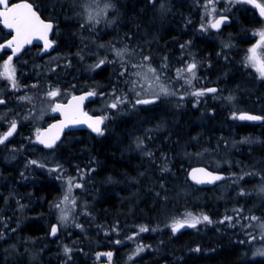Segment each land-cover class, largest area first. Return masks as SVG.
I'll return each instance as SVG.
<instances>
[{
  "label": "trees",
  "instance_id": "16d2710c",
  "mask_svg": "<svg viewBox=\"0 0 264 264\" xmlns=\"http://www.w3.org/2000/svg\"><path fill=\"white\" fill-rule=\"evenodd\" d=\"M26 1L33 4L35 10L44 20L55 24L53 38L56 41V46L53 52L75 59L78 49L81 48L80 45L85 43L83 48H87L88 45L93 48L102 47L108 53L104 57L108 58L109 62L97 70H93L86 61L78 64L72 60L66 68L68 76L65 75L62 78L59 73L47 75L44 78L46 81H44L43 88H53V85L56 84L62 91L69 88L74 92L96 91L95 95L98 97L88 105V108L94 106L100 96L108 99L120 96L121 101L123 99L127 101L125 105H118L121 116L114 119V122L113 120L105 121L103 127L105 137L103 139L92 138L91 144L71 147L73 150L77 149V152L90 154L91 161L101 168L97 177H92L95 181H106L111 184L107 187L101 186L100 192L98 189L95 190L94 193L100 197L89 200L88 220L81 217L83 227L73 232H76V239L83 240L85 244V252L80 264H92L95 259H98L96 257L99 253H111L113 264H264L263 258H250V245L247 244L246 235L248 231L245 228V222L248 220L246 218L247 210L249 207L255 206V202L258 203V198L253 194L242 197L236 192L239 189L236 184L224 195L218 191L219 187L231 183L232 168L223 167L216 170L225 173L227 179L222 184L210 189L197 188L188 179L190 168L198 165L196 161L188 159V156L190 155L192 158L194 154L202 151L224 155V158L228 159L230 163H237L239 167L233 168L236 172L234 175L238 176L240 167L244 168L254 164L257 165V169L262 168V172H264V120L259 124L241 122L238 120L239 113L237 116L232 114V105L228 100L225 98L214 99V96L209 94H206L204 99L201 98L193 103L190 99H184L180 100L178 104L173 103V105L164 101L143 106L137 103L131 105L134 100L132 98L134 86L129 82L132 64L127 63H148L159 66V70L166 68L168 71L176 69L177 66L183 68L195 64L199 75L204 76L202 77L206 85L213 84L219 88L218 94L225 86L238 92L240 100L237 102L240 107L237 110L241 109L240 112H249L264 118V78L259 77L256 80L246 73L251 68L248 66V47L255 42L251 30L264 23L256 11L249 5L242 4L231 15L230 26L224 27L220 31L210 29L208 36L205 31L201 30L203 25L201 13L205 6V0ZM162 1L166 2L162 5L163 8L169 11L164 14V18L168 16L170 22L168 21L166 25L161 24L165 25L162 31L161 29L150 30L149 24H154L161 16L157 17L152 12L156 5L153 3ZM92 4H98L107 9L103 12L106 13L101 15L93 12L86 13V8ZM143 30L149 31V41L157 39L156 47L147 51L145 49V53L142 54L139 61H131L130 58L113 59V50L134 48V42L138 40ZM228 42L233 43L234 47L227 48ZM146 52L148 53L146 54ZM260 55L262 65H264V48ZM146 57L147 59H145ZM164 63L167 64L163 65ZM21 74L16 87L22 91L19 93L21 95L11 93L6 96L7 101L10 96L23 97V90L28 87L30 82H33V78L25 79L24 72ZM217 74L223 78L216 79ZM71 75H74L75 79H71ZM36 88L32 89V92H36L37 97H41L42 95L39 93L41 90ZM161 125L164 126L161 131L149 133L147 143L137 142L136 149L130 154L125 146L126 143L122 144V140L119 139L122 134L130 133L132 137L142 141L145 129ZM114 128L119 131L113 138L114 133L109 130ZM245 136L251 140L252 144L231 146L232 142ZM138 144L141 146L138 147ZM39 150L42 151L40 148ZM63 157L68 158L69 162L75 160L73 156L68 157L67 152ZM0 164V168L4 169L6 164L1 161ZM200 165L214 170L213 166ZM7 170L11 169L7 167ZM10 176L14 175L10 173ZM44 179L46 180L39 178L38 181L20 182L19 186L22 188L20 198L17 197L18 193L14 189L10 190L8 195H3L0 189V210L7 206H9L8 209H11L16 204L17 198L21 200L20 205L24 209L26 208L21 213H14L17 217L12 216L16 222L18 221L17 225H20L13 234L10 228L2 229L3 224L14 223L5 221L10 214L9 211H6L7 216H0V264H19V262L11 260L14 257V251L6 252L3 249L5 246H21L20 241L37 237L50 240L48 232L50 221H46L44 217L40 218L37 212H33L44 208L47 199L58 193L56 182L47 177ZM11 180L15 182V178H11ZM257 181L260 180L257 179ZM250 183H253V180L242 181L241 185L250 188ZM121 184L123 187H120ZM105 194L108 196L104 197ZM101 195H103L102 198ZM261 206L264 209V201ZM251 210H254L257 216H264V212L258 206L257 209H250L249 212ZM188 211L207 216L211 223L207 222L190 230L173 233L167 225L171 218ZM233 214L236 216L228 218ZM141 227L147 228L148 231L141 232ZM68 233L71 232H63V235ZM132 233L135 235L134 238H130ZM71 238H75V236H71ZM142 243L146 245V250L139 255H134L135 246L138 247ZM3 250L5 252H2ZM32 251L36 257V263L33 264L51 263L48 260H41V256L35 249ZM86 254L88 255L86 256ZM5 257L11 258L6 261ZM58 263L60 262H55V264Z\"/></svg>",
  "mask_w": 264,
  "mask_h": 264
},
{
  "label": "rangeland",
  "instance_id": "374dc122",
  "mask_svg": "<svg viewBox=\"0 0 264 264\" xmlns=\"http://www.w3.org/2000/svg\"><path fill=\"white\" fill-rule=\"evenodd\" d=\"M256 2L264 5V0H256ZM204 3L205 6H203V12L201 13V18L203 21L201 30L205 31V33L208 36L210 35V29H214L210 27V25L214 23L217 17L223 14L224 15L234 14V10L236 8H240L242 4H247L250 7H252L256 11L257 15L260 18H262L264 21V17L260 15L259 9H257L250 3L242 2V0H205ZM153 4L156 5L154 6L155 8L152 9V12L155 13L157 17H159V15L161 16L157 19V21L154 24L152 25L149 24V28L150 30L161 29L162 31L166 23L168 21L170 22L168 16L164 18V14L169 13V11L166 8H163L162 6L166 4L165 1H162L161 3L154 2ZM213 9H215V11H213ZM106 10L107 9H104L98 4H92L90 7H87L85 11L86 13L93 12L95 14L101 15L104 14L103 12ZM161 24H165V25L162 26ZM261 32H264V23L262 26L256 27L251 30V34L253 36V39H255V42L248 47V54H249L248 66L251 68L246 73H248V76H251L256 80L257 78L261 77L260 69L262 66V60L260 53L264 48V44H262L261 42L262 41V38L260 36ZM148 34L149 31L147 32L143 31L140 34L138 40H135L133 45L134 48L128 47L126 49L113 50L112 52L113 59L119 60L123 58H128V59L130 58L129 60L131 61L132 60L139 61L142 57V54L145 53V49L147 51L150 50L152 47L157 46L156 45L157 39L155 41H149ZM84 45L85 43L80 45L81 48L78 49V53L76 54L74 59L79 64H82V62L86 61L88 62V65L92 67L93 70H97L99 67L104 66L105 63L109 61L108 58L104 57L107 56L106 54H108L105 48L102 47L93 48L90 47L89 45L87 48H83ZM226 47L230 48V47H234V45L233 43L228 42ZM253 48L256 49L255 60L250 59V57H252V53L250 50ZM118 52H120L122 55L118 56L117 55ZM147 53L148 52H146V54ZM11 57H12L11 64L15 68V74L16 71L20 74L17 75V77L15 78L16 84L18 85V81L20 80V77L22 75L21 72L22 73L24 72L25 79L33 78V82H30V84H28V87L25 88V90H23L24 94L22 97L19 96L21 95L19 93L20 92L22 93L20 89L13 88L11 82L8 79L4 78L3 76H0L1 78L0 100L7 99L6 96H8L11 93H15L16 95L19 94L18 95L19 97L10 96L8 98V103H6L3 106L2 105L0 106V135L4 134L5 131L9 129L12 121L20 123L21 127L26 128L20 130V133L16 136L17 138L14 139L13 143L0 145V161L4 162L8 166L16 164L23 169V170L21 169V172L18 174L20 178L15 179V182H13L10 179V173L7 170V166L5 165L4 169L0 168V185L3 184L2 186H0L1 192L3 195L5 194L8 195L9 190L14 189L18 193L17 197L20 198L21 197L20 191L22 189L19 186L20 182L22 183V182L32 181V177H33V181H38L39 178L46 180L44 178L47 177L53 180L54 182H56L59 189L58 193L56 195H52L50 198L47 199L46 206L44 208H39L37 210H34L33 212H37L40 215V218L44 217L45 219H47L46 221L48 220L50 221V224L48 226L49 234H51V229L53 226L57 228V232L54 235V239L57 241L59 239V241L61 242L60 243L58 241L61 244V248L60 250L58 249V252H61V254L66 255L64 249L67 247L70 248L71 251L77 253V256H78V252L81 251L80 254L82 256L84 255V252L82 251L81 248L84 243L76 239L77 235L75 233L74 234L68 233L67 236L64 235L65 237L64 236L61 237L60 233L62 234L63 232H66L67 229L70 228V226L72 225L73 227H78V229L83 227L81 221L83 219L88 220L87 217L89 216V213H87L88 210L87 206H89L88 201L90 199H95L100 197V196H96V193H94L95 189L96 190L98 189V191L100 192L101 186H108L109 183L100 180L94 181L92 177H97V174L101 171V168L95 162L91 161L90 154L81 151L77 152V149L73 150L71 148L77 145L81 147V144L82 145L91 144L89 143L92 142V138L90 136L84 135V136H77V137H71L65 139L61 144L57 146V148L54 151H48V152L39 146V139H38L41 129L44 127V125H46L49 122V118L53 117L54 115V100L51 99L49 93L58 90L59 92L58 101H64L73 92V90H71L70 88L64 89L62 91L59 89V87L56 84L53 85V88L52 87L43 88L42 86L44 85V81H46L44 78L47 75L49 76L50 74H57V73H59V76L63 78L65 75H67L68 70L66 68L72 62V58H70L68 55L56 53L53 51L50 53H46L42 48L28 49L22 52L19 58L14 56V54H12ZM65 57L68 58L66 59ZM6 61H8V58L3 63H1L0 73L4 72L3 65ZM101 61H103V63H100ZM127 63L132 64L130 67L132 68V71L129 75V82L131 83L132 86H134L132 93H134L133 95L135 101L133 100L131 102V105L133 103L136 104L137 101L139 100H150L154 102L164 101L165 103H170L173 105V103L176 102H177L176 104H178L180 100L182 101L184 99H190L191 103H193V102H197L201 98L202 99L205 98L206 96V93L204 92L205 88L214 86L213 84L206 85L205 80L203 78L204 76L202 75L203 76L202 77L199 75L200 73L196 67L193 70L195 73L193 77V73L187 71L188 66L183 68L182 66H177L176 69L174 68L171 71H168L166 68L159 70L158 68L159 66L148 63H143V64L142 63L137 64V62H127ZM165 64L167 63H164L163 65ZM149 69H154V71H149ZM43 75L45 76L43 77ZM72 76H70V78L74 79ZM39 78L42 79L38 80ZM215 78L222 79L223 77L217 74ZM36 87H38L41 90L39 92L42 95L41 97H37V95L35 94L36 92L35 93L32 92V89H37ZM161 88L167 89V94L162 92ZM95 92L96 91H93L94 94H96ZM195 92H204V95L196 96L193 94ZM212 96H214L213 97L214 99L225 98L226 100H228L229 104L232 105V114L234 113L235 116H237V114L240 113L241 109L237 110L240 107V104L237 102L238 100H240V95L238 94V92H235L230 88H228L227 86H225L221 88L219 94ZM96 97L98 96L95 95V98ZM119 97L120 96L111 97L108 99L104 96H100V99L96 102V104H94V106H92L89 109L91 112H97L98 114H101L104 117L105 121L113 120L114 122L115 121L114 119H116L121 115V111L119 110L118 105H125V102H127L124 99L121 101ZM117 101H119L117 107L112 108L110 105L116 103ZM137 104L141 106L144 105V104L142 105L141 103H137ZM18 117H21V119L20 118L18 119ZM16 118L18 121H16ZM163 127L164 126L162 125L156 127H150L145 129L143 133L147 135L151 132H159L162 130ZM127 134L125 133L122 134L121 137H119V139L124 140V143H126L125 146L127 147L130 153L136 148L135 144L137 142H144V141L132 137L131 140L127 139L126 142L125 138H127ZM249 140L250 139L245 136L237 141L232 142L231 146L236 147L238 144L244 146H246L247 144L248 145L252 144L251 140L250 141ZM140 146L141 144H138V147ZM39 148L42 149V151L39 150ZM69 149H72L73 151ZM65 152H67L68 157L73 156L75 160L69 162L68 158L66 159L65 157H63ZM188 159H190L191 161H196L198 164L200 163V164H207L209 166H213L214 170H219L222 167L232 168L230 174V179L232 180L231 183L229 185L221 186L218 189L221 195H224L226 192L230 191L236 184L239 186V189L236 192L239 195H242V197H247L248 195L253 194L256 198H258V203L255 202V206H253L252 208L249 207L247 210L248 213L246 214V218L248 220L245 222L246 223L245 228L248 231L246 235L248 238L247 244L250 245L249 246L250 258L264 259V255L258 254L259 252L264 251V216H257L254 210H251V212H249L250 209H257V206L260 207L261 210L264 212V209L261 206V204L264 201V190H262L264 189V177H263L264 172H262V168L260 171V169H257V165L255 166L254 164V165H248L243 169V166L241 165L242 167L239 168V173L237 176L234 175L236 174V172L234 171L235 169L233 168L239 167V165L237 163H232V162L230 163L228 159L224 158V155L217 153L213 154V152H209V151H202L194 154L192 158H190L189 155ZM33 161H35V163H32ZM242 171L244 173H242ZM257 179L260 181H257ZM246 180H253V183H250L251 184L250 188L243 187L241 185L242 181H246ZM77 185H79V187H77ZM120 186L123 187L122 184ZM65 196L68 197L67 201H65ZM107 196L108 194L104 195V197ZM102 197L103 195H101V198ZM19 198H17L16 204L13 205L11 209L5 207L6 209L3 208L2 210H0V216L3 214L7 216L6 211H9L10 214L7 216V219L5 221H11L12 223L13 222L14 223L10 224L11 226L3 224L2 229L10 228L12 234L20 226L17 225L18 221L17 222L14 221V218L12 216L14 215L15 217H17V215H15L14 213L17 212L18 214L26 209V208L24 209L20 205L21 200ZM50 202L52 205L50 204ZM57 205H59V207H57ZM188 214H191L192 217H197L201 219L204 216L199 213L196 214L195 212L194 213L189 211L182 212V214L171 218V220L169 221L170 224L169 228L172 229L171 225L174 222L183 221L187 219ZM235 216L236 214H233L232 216H228V218H232ZM61 217H65V219L62 220ZM81 217L84 218L81 219ZM205 223L207 222H201L197 224L196 227L204 225ZM58 228L60 231L58 230ZM57 233L59 234V236H57L58 235ZM74 235L75 238H71V236ZM131 237L133 238L135 237L134 233L130 235V238ZM20 242H21V246L20 245L16 247L5 246L3 248L4 250L6 249L5 250L6 252H9L11 250L14 251L15 253L14 257H12L11 260H15V262L28 261L31 264L36 263L35 261L36 257L34 255V251H32L33 249H35V251H38L39 255L40 256L42 255L41 256L42 258L43 257L47 258L48 255L49 256L53 255L54 248H50L52 247V245L49 244L47 240L39 239V237H37ZM58 242L55 243V245L59 247ZM23 247L24 250H27V252L21 250V248ZM136 247L137 246H135L134 255H139L140 253L144 252L147 248L144 243H142L140 246L138 245L137 248ZM139 249H143V250L138 251ZM68 257L70 259V256ZM5 258L7 259V257ZM96 258L98 259L105 258L107 260L109 259L106 253H99L97 254ZM7 260H9V258Z\"/></svg>",
  "mask_w": 264,
  "mask_h": 264
},
{
  "label": "snow or ice",
  "instance_id": "6c2138e0",
  "mask_svg": "<svg viewBox=\"0 0 264 264\" xmlns=\"http://www.w3.org/2000/svg\"><path fill=\"white\" fill-rule=\"evenodd\" d=\"M244 3H250L257 9H259L260 15L264 17V5L257 3L256 0H242ZM0 6H3V11H0V18L3 20V24L6 28L13 29L16 33L15 37L13 38L12 41H10L7 45H0V49L4 47L12 48L13 54L19 50V48L24 44V43H31L32 39H42L45 42V50H47L48 47H50V42L47 39V34L48 31L52 29V24L51 23H45L43 20L40 19V17L37 15L36 11L33 10V7L29 3H24V4H16L15 6H9V0H0ZM215 11V9H213ZM223 22V20H216L214 23L210 25L212 28H219L220 24ZM260 36L262 38V44H264V32L260 33ZM15 44V47L13 45ZM252 53V57L250 59L255 60V52L256 49L253 48L250 50ZM118 56L122 55L120 52L117 53ZM147 59V57L145 58ZM12 57L9 56L8 61H6L3 65L4 72L0 73V76H3L4 78L8 79L13 88L17 87L16 84V79H15V68L11 64ZM100 63H103L101 61ZM99 66V65H97ZM196 65L191 64L188 66L187 71L193 73V77L195 75L194 69ZM149 71H154V69H149ZM261 78H264V65L261 66ZM161 91L167 94V89L161 88ZM207 91L209 92H215L216 89H208ZM59 94L58 90L52 91L49 93L50 96L55 97ZM196 96H201L204 95V92H195L193 93ZM89 96L94 95V93H88ZM85 97H73V100H78V101H83ZM4 103L3 100H0V104ZM119 101L116 103L111 104L110 106L112 108H116L117 104ZM137 103L141 104H148L152 103L150 100H139ZM60 106H57V109L54 110H59ZM66 119L71 120L72 122L75 123H82V122H88L89 127L92 128L94 132H96L99 135H103V132L101 128L99 127L100 124L103 123L104 118H97L93 120L91 117H87V120H79L77 119L74 115H71L69 113H65ZM241 120H260L262 117L259 116H248V115H241L239 117ZM16 131V122L12 121L9 127V130L0 135V144H3L6 140H8L9 137L13 135V133ZM39 139V137H38ZM40 143H44L46 147H52L53 144L52 142H45L44 140H40ZM32 163H35L33 161ZM197 171L203 172V169H199ZM205 175L209 176L210 179L207 182H212L214 180H218L221 177L219 176H212L211 173H205ZM195 178V176H194ZM197 182H204V181H197ZM79 187V185H77ZM264 190V189H262ZM68 197L65 196V201H67ZM59 207V205H57ZM61 219H65V217H61ZM201 222H209V218L207 216H203L201 218L197 217H192L191 214H188V218L183 220V221H176L171 225L172 232L176 233L179 231L181 228H184L185 226L187 227H192L195 228L197 224ZM141 232L148 231L147 228L141 227L140 228ZM57 232V228L55 226L52 227L51 233L52 235H55ZM119 243V241H117ZM143 249H139L138 251H142ZM65 254L68 255L71 252V249L65 248L64 249ZM259 255H264V251L259 252ZM108 257L111 258V253H107Z\"/></svg>",
  "mask_w": 264,
  "mask_h": 264
},
{
  "label": "water",
  "instance_id": "95a60500",
  "mask_svg": "<svg viewBox=\"0 0 264 264\" xmlns=\"http://www.w3.org/2000/svg\"><path fill=\"white\" fill-rule=\"evenodd\" d=\"M10 1L11 0H9V2ZM24 3L31 4L30 2H28L26 0H21V1H18L16 3L12 4L11 6H15L16 4H24ZM31 5L33 7V10L36 11L33 4H31ZM3 10H4L3 6H0V11H3ZM36 13L40 17L41 20H43L45 23H51L53 26L52 29L49 30L48 34H47V39L50 42L51 46L48 47L47 50H45L44 40L33 38L31 43H24L19 48V50L17 52H24L28 48H32V47L42 48L47 53L54 50L55 43L53 41V35H54L55 25L51 21L44 20L37 11H36ZM216 20H223V22L220 24L219 28H215L216 30H221L223 27L229 26L232 22L231 17L228 15L220 16ZM0 25L6 33L11 34V39L8 42L3 44V45H7L10 41L13 40L16 33L13 29H9V28H6L4 26L2 18H0ZM13 47H15V44L13 45ZM3 50H12V48L4 47V48L0 49V51H3ZM208 89H216V91L215 92H209V91H207ZM218 91H219V89L217 86L207 87L204 90V92L206 94H209V95H216L218 93ZM90 92L91 91H84V92H81L79 94H76V95L70 97L66 102H56L55 103V105H54L55 109H57L58 105L60 106L59 110H55V115H56L57 119L55 121L51 122L49 125L45 126L40 131V133H39V145L41 146V148L46 149V150H51L56 145L61 143L65 134L70 133L72 131H87V132H91L92 134H94L96 136L99 135L96 132H94L91 127H89V123H91V121L82 122V123H75V122H72L71 120L66 119V115H65V113L67 112L71 115H74L79 120H87V117H91L93 120H95L97 118H102L101 115H91L89 112L86 111L87 104L91 103L94 100V95H91V96L88 95V93H90ZM73 97H85V99L81 102L78 100H73ZM52 98L54 99V98H56V96L52 97ZM2 104H4V103H2ZM148 104H150V103H148ZM145 105H147V104H145ZM241 115L262 117L260 115L249 113V112H241L238 114V119ZM239 120L241 122H245V123L259 124L264 120V118L262 117V119H260V120H241V119H239ZM103 123L99 125L101 130L103 128ZM18 127H19V125L16 123V131L4 143H7L9 140H11L17 134ZM40 140H44L46 143L52 142L53 146L52 147H46L44 143H40ZM199 169H203V172L197 171ZM205 173H211L212 176H219L221 178L218 180H214L212 182H207L210 179V177L205 175ZM194 176H195V178H194ZM226 178H227L226 174H224L222 172L210 170L209 168H207L203 165H195V166L191 167V169L189 170V173H188L189 182L193 186H195L197 188H202V189L213 188L216 185L223 183L226 180ZM198 180L204 181V182H197ZM190 229H193V228L185 226L184 228H181L177 232H183V231L190 230ZM51 237H54V235L51 234ZM99 264H111V263H99Z\"/></svg>",
  "mask_w": 264,
  "mask_h": 264
},
{
  "label": "flooded vegetation",
  "instance_id": "af4514ba",
  "mask_svg": "<svg viewBox=\"0 0 264 264\" xmlns=\"http://www.w3.org/2000/svg\"><path fill=\"white\" fill-rule=\"evenodd\" d=\"M19 0H11L10 2H9V6H11L12 4H14V3H16V2H18ZM231 25V24H230ZM229 25V26H230ZM11 39V34H8V33H6L3 29H2V27H1V25H0V45H3L4 43H6V42H8L9 40ZM13 54V51L12 50H3V51H0V65H1V63H3L7 58H9V56H11ZM22 54V52H15V54H14V56H16L17 58H19L20 57V55ZM17 75H20L17 71H16V74H15V78L17 77ZM1 79V78H0ZM80 92H82V91H78V92H72V94L67 98V99H65L64 101H59V102H66L71 96H73V95H76V94H78V93H80ZM3 101H4V104H1L2 106L3 105H5L6 103H8V101L6 100V99H2ZM54 100V104L56 103V102H58V98L57 99H53ZM154 101H152V103H153ZM0 105V106H1ZM88 105H90V104H87V106H86V111L87 112H89L91 115H94L95 113H92L91 111H90V109L88 108ZM57 119V117L55 116V112H54V115H53V117H51V118H49V122L47 123V124H50L51 122H53V121H55ZM17 123V122H16ZM19 125V127H18V132H17V134L11 139V140H9L7 143H4V144H0V145H6V144H11V143H13V141H14V139L15 138H17L16 136L20 133V130H22V129H24L25 127H21V125L20 124H18ZM9 130V129H8ZM8 130H6L5 131V133L8 131ZM111 132H113L114 134H113V138L116 136V132H118L119 130H117L116 128H114V129H111L110 130ZM79 132V133H78ZM84 132V133H83ZM102 132H103V135H94V134H92L91 132H87V131H72V132H70V133H67V134H65L64 135V137H63V139H62V141H61V143L65 140V139H68V138H71V137H77V136H83V135H87V136H90L91 138H97V139H99V140H101V139H103L105 136H104V129H102ZM77 133V134H76ZM82 133V134H81ZM73 134H76V135H73ZM145 134L143 133V136H144ZM148 135L149 134H147V135H145L143 138H142V141H144V142H146L147 143V141H148V139H149V137H148ZM127 138H128V140L130 139L131 140V138H132V136L130 135V133L129 134H127ZM127 138H125L126 139V142H127ZM122 139V138H121ZM138 139V138H137ZM123 141V143H124V140H122ZM143 142V143H144ZM60 143V144H61ZM146 143H144V144H146ZM59 145V144H58ZM57 145V146H58ZM57 146H55L53 149H51V150H48V151H54L56 148H57ZM45 151H47V150H45ZM47 151V152H48ZM14 165V166H13ZM13 165H7V167L9 168V169H11L10 171H9V173H12L14 176H10V179L11 178H15V179H19L20 178V176L18 175V173H20L21 172V169L22 168H20V166H18V165H16V164H13ZM20 172H19V171ZM78 227H73V225L70 227V228H68L67 229V231L66 232H70L71 231V234H74L73 232L77 229ZM72 229H74V230H72ZM58 230H59V228H58ZM60 231V230H59ZM77 231V230H76ZM52 234V233H51ZM51 234H50V236H49V239L50 240H48L47 242L49 243V244H51L52 245V248H54V252H53V255H50V256H48L47 258L46 257H41V260H48V261H51V263L50 264H55V262H60V263H58V264H80V261H81V259L83 258V256L84 255H82L81 256V254H80V251L78 252V256H77V253H75L74 251H71L70 253H69V255H64V254H61V252H58V249L60 250V248H61V245L58 247V246H56L55 245V243H57V240H55L53 237H51ZM58 234V233H57ZM60 235L61 236H64L63 234H61L60 233ZM57 236H59V234L57 235ZM65 236H67V235H65ZM75 236V235H74ZM79 241H82L83 242V240H79ZM53 243V244H52ZM84 243V242H83ZM84 246H82V251L84 252V250H85V244H83ZM24 248V247H23ZM23 248H21V250L22 251H25V252H27V250H24ZM51 248V247H50ZM70 249V248H69ZM57 251V252H56ZM68 256H70V259H69V257ZM50 257V258H49ZM27 263H30V262H28V261H20L19 262V264H27ZM99 263H111V264H113V262L111 261V258H109L108 260L107 259H105V258H99L98 260L97 259H95L93 262H92V264H99ZM31 264V263H30Z\"/></svg>",
  "mask_w": 264,
  "mask_h": 264
},
{
  "label": "bare ground",
  "instance_id": "6f19581e",
  "mask_svg": "<svg viewBox=\"0 0 264 264\" xmlns=\"http://www.w3.org/2000/svg\"><path fill=\"white\" fill-rule=\"evenodd\" d=\"M115 1V0H114ZM192 1V0H191ZM71 2V1H70ZM119 2V1H118ZM203 2V1H202ZM121 3V2H120ZM124 3V2H123ZM122 3V4H123ZM191 3V2H190ZM179 4V3H178ZM120 5V4H119ZM194 5V4H193ZM177 6V5H176ZM180 6V5H179ZM123 9V8H122ZM191 9V8H190ZM48 10V9H47ZM205 10V9H204ZM199 11V10H198ZM81 12V11H80ZM79 13V12H78ZM108 13V12H107ZM198 13V12H197ZM205 13V12H204ZM105 14V13H104ZM78 15V14H77ZM224 15V14H223ZM226 15V14H225ZM160 16V15H159ZM205 16V15H204ZM231 16V15H230ZM69 17V16H68ZM71 19V18H70ZM121 19V18H120ZM65 20V19H64ZM118 21V20H117ZM129 21V20H128ZM129 24V23H128ZM122 26V25H121ZM154 26V25H153ZM172 26V25H171ZM129 27V26H128ZM143 27V26H142ZM257 27V26H256ZM178 29V28H177ZM131 31V30H130ZM143 31H145V30H143ZM240 31V30H239ZM136 32V31H135ZM246 32V31H245ZM247 32H249L248 30H247ZM174 33V32H173ZM243 33H244V31H243ZM149 35V34H148ZM239 35V34H238ZM169 36V35H168ZM232 36H234V35H232ZM148 37V36H147ZM190 38V37H189ZM240 38V37H239ZM243 38V37H242ZM242 38H240V39H242ZM244 38H246V37H244ZM188 39V38H187ZM186 39V40H187ZM249 39V38H248ZM99 40V39H98ZM102 40V39H101ZM114 41V40H113ZM116 41V40H115ZM184 42V41H183ZM139 43V42H138ZM183 44V43H182ZM145 45V44H144ZM148 45V44H147ZM142 46V45H141ZM220 46V45H219ZM167 47V46H166ZM97 48H99V47H97ZM163 48H165V47H163ZM198 48V47H197ZM92 49V48H91ZM101 49V48H100ZM199 49V48H198ZM104 50V49H103ZM91 51V50H90ZM94 51V50H93ZM110 51V50H109ZM197 51V50H196ZM95 52V51H94ZM100 54V53H99ZM198 54V53H197ZM214 54V53H213ZM88 56H89V54H88ZM66 59L68 58V57H65ZM194 58H196V57H194ZM170 59V58H169ZM193 59V58H192ZM72 60H74V59H72ZM107 60V59H106ZM193 61H194V59H193ZM109 62V61H108ZM191 62V61H190ZM195 62H196V60H195ZM208 62H209V60H208ZM58 64V63H57ZM79 64V63H78ZM96 64V63H95ZM94 65V64H93ZM102 65V64H101ZM67 66V65H66ZM69 66V65H68ZM106 66V65H105ZM114 66V65H113ZM202 66V65H201ZM110 67V66H109ZM40 68V67H39ZM39 68H38V70H39ZM42 68V67H41ZM100 68V67H99ZM208 70V69H207ZM209 71V70H208ZM228 71V70H227ZM46 72V71H45ZM33 73H35V72H33ZM64 73V72H63ZM211 73V72H210ZM217 73V72H216ZM233 74H235V73H233ZM232 74V75H233ZM42 75V74H41ZM208 75V74H207ZM40 76V75H39ZM45 75H43V77H44ZM68 76V75H67ZM72 76V75H71ZM74 76V75H73ZM72 76V77H73ZM111 76V75H110ZM209 76V75H208ZM230 76H231V74H230ZM239 76V75H238ZM227 77V76H226ZM77 78V77H76ZM72 79V78H71ZM75 79V78H74ZM205 79H207V78H205ZM224 80V79H223ZM222 80V81H223ZM70 81V80H69ZM75 81V80H74ZM237 81V80H236ZM215 82V81H214ZM213 83V82H212ZM227 83V82H226ZM245 83H248V82H245ZM252 83V82H251ZM234 84V83H233ZM243 84V83H242ZM107 87V86H106ZM231 88V87H230ZM105 90V89H104ZM230 91V90H229ZM250 93H252V92H250ZM256 93V92H255ZM243 94H245V93H243ZM121 98V97H120ZM132 98H134V96L132 97ZM144 98V97H143ZM254 98V97H253ZM252 98V99H253ZM248 99V98H247ZM237 100V99H236ZM250 100V99H249ZM131 101V100H130ZM177 103V102H176ZM248 103V102H247ZM143 105V104H142ZM171 105V104H170ZM135 106V105H134ZM132 111V110H131ZM173 111V110H172ZM136 112H137V110H136ZM97 113V112H96ZM171 113V112H170ZM175 113V112H174ZM198 114V113H197ZM122 115V114H121ZM120 115V116H121ZM171 115V114H170ZM183 115V114H182ZM196 115V114H195ZM128 117V116H127ZM13 118V117H12ZM21 119V117H18V119ZM185 118V117H184ZM192 119V118H191ZM190 119V120H191ZM162 120V119H161ZM160 120V121H161ZM16 121H18L17 120V118H16ZM119 121V120H118ZM130 121V120H129ZM168 121V120H167ZM11 122V121H10ZM7 124V123H6ZM18 124H20V123H18ZM25 124V123H24ZM116 124V123H115ZM178 124V123H177ZM166 125V124H165ZM187 125H188V123H187ZM200 125V124H199ZM32 127V126H31ZM26 129V128H25ZM152 129V128H151ZM184 130V129H183ZM19 131V130H18ZM17 131V132H18ZM110 131V130H109ZM166 131V130H165ZM164 132V131H163ZM79 133V132H78ZM77 134V133H76ZM76 134H73V135H76ZM82 134V133H81ZM165 134V133H164ZM192 134V133H191ZM250 135V134H249ZM84 136V135H83ZM85 136H87V135H85ZM161 137V136H160ZM181 137V136H180ZM86 138V137H85ZM84 138V139H85ZM248 138V137H247ZM83 139V138H82ZM87 139V138H86ZM128 139V138H127ZM199 139V138H198ZM239 139V138H238ZM126 140V139H125ZM95 141V140H94ZM196 141V140H195ZM163 142V141H162ZM89 143H91V142H89ZM122 144H123V142H122ZM82 145V144H81ZM248 145V144H247ZM96 146V145H95ZM112 146V145H111ZM114 146V145H113ZM187 146H189V145H187ZM186 146V147H187ZM76 147V146H75ZM151 147H152V145H151ZM174 147V146H173ZM176 147V146H175ZM252 147V146H251ZM131 149V148H130ZM136 149V148H135ZM134 149V150H135ZM202 149V148H201ZM133 150V151H134ZM139 150V149H138ZM141 150V149H140ZM193 150V149H192ZM73 151V150H72ZM101 151V150H100ZM232 151V150H231ZM159 152V151H158ZM233 152V151H232ZM151 153V152H150ZM130 154V153H129ZM117 155V154H116ZM126 155V154H125ZM127 155H128V153H127ZM134 155H136V154H134ZM189 155V154H188ZM248 155V154H247ZM262 155V154H261ZM78 156V155H77ZM130 156V155H129ZM146 156V155H145ZM182 156V155H181ZM114 157V156H113ZM153 157V156H152ZM2 158V157H1ZM122 158V157H121ZM156 158V157H155ZM158 159V158H157ZM130 160V159H129ZM186 160V159H185ZM184 160V161H185ZM124 161V160H123ZM127 161V160H126ZM14 162V161H13ZM12 162V163H13ZM237 162V161H236ZM131 163H133V162H131ZM249 163H250V161H249ZM159 165V164H158ZM14 166V165H13ZM263 166V165H262ZM23 167V166H22ZM143 167V166H142ZM218 167V166H217ZM246 167V166H245ZM253 167V166H252ZM125 168V167H124ZM220 168H221V166H220ZM223 168V167H222ZM128 169V168H127ZM244 169V168H243ZM23 170V169H22ZM160 170V169H159ZM179 170V169H178ZM19 171V170H18ZM68 171V170H67ZM121 171V170H120ZM260 171H261V169H260ZM20 172V171H19ZM157 172V171H156ZM166 172V171H165ZM24 173V172H23ZM242 173H244L243 171H242ZM19 174V173H18ZM25 174V173H24ZM27 174V173H26ZM121 174V173H120ZM155 174V173H154ZM23 175V174H22ZM103 175V174H102ZM121 175H123V174H121ZM124 175H125V173H124ZM141 175V174H140ZM150 176V175H149ZM158 176H159V174H158ZM9 177V176H8ZM98 177H99V175H98ZM151 177V176H150ZM27 178V177H26ZM147 178H149V177H147ZM26 180V179H25ZM32 180H33V177H32ZM35 180H36V178H35ZM130 180V179H129ZM163 180V179H162ZM95 181V180H94ZM93 181V182H94ZM132 181V180H131ZM140 181V180H139ZM89 182V181H88ZM110 183H112V182H110ZM132 183V182H131ZM19 184V183H18ZM3 185V184H2ZM2 185H0V186H2ZM23 185V184H22ZM90 185V184H89ZM108 185H111V184H108ZM135 185H136V183H135ZM150 185V184H149ZM11 186V185H10ZM132 186V185H131ZM151 186V185H150ZM180 186V185H179ZM105 187H107V186H105ZM112 187V186H111ZM115 187H116V185H115ZM121 187V186H120ZM87 188H89V187H87ZM125 188V187H124ZM132 188H133V186H132ZM94 189V188H93ZM70 190V189H69ZM69 190H67V191H69ZM96 190V189H95ZM128 190V189H127ZM137 190V189H136ZM10 191V190H9ZM131 191V190H130ZM149 191V190H148ZM182 192V191H181ZM5 193V192H4ZM89 193V192H88ZM220 193V192H219ZM113 194V193H112ZM147 194V193H146ZM166 194V193H165ZM145 195V194H144ZM148 195V194H147ZM180 195V194H179ZM97 196V195H96ZM149 196V195H148ZM189 196V195H188ZM190 196H191V194H190ZM138 197V196H137ZM140 197V196H139ZM4 198V197H3ZM54 198V197H53ZM60 198V197H59ZM146 198V197H145ZM219 198V197H218ZM55 199H56V196H55ZM58 199V198H57ZM122 199V198H121ZM136 199V198H135ZM151 199H152V197H151ZM197 199H199V198H197ZM68 200V199H67ZM82 200V199H81ZM93 200V199H92ZM97 200V199H96ZM101 200V199H100ZM141 200V199H140ZM200 200V199H199ZM221 200V199H220ZM57 201V200H56ZM76 201H78V200H76ZM143 201V200H142ZM194 201V200H193ZM89 202V201H88ZM145 202H147V201H145ZM168 202V201H167ZM217 202V201H216ZM221 202V201H220ZM73 203V202H72ZM92 203V202H91ZM101 203V202H100ZM113 203V202H112ZM149 203V202H148ZM160 203V202H159ZM211 203V202H210ZM50 204H51V202H50ZM76 204H78V203H76ZM145 204V203H144ZM8 205V204H7ZM6 205V206H7ZM52 205V204H51ZM139 205V204H138ZM50 206V205H49ZM72 206V205H71ZM9 206H7V208H8ZM80 207V206H79ZM86 207V206H85ZM88 207V206H87ZM154 207V206H153ZM167 207V206H166ZM53 208V207H52ZM55 208V207H54ZM78 208V207H77ZM100 208V207H99ZM117 208V207H116ZM185 208V207H184ZM193 208V207H192ZM211 208V207H210ZM6 209V208H5ZM81 209V208H80ZM83 209H84V207H83ZM140 209V208H139ZM203 209V208H202ZM77 210H79V209H77ZM218 210V209H217ZM99 211V210H98ZM113 211V210H112ZM13 212V211H12ZM83 212H85V211H83ZM104 213V212H103ZM173 213V212H172ZM198 213V212H197ZM196 213V214H197ZM91 214V213H90ZM93 214V213H92ZM121 214H122V212H121ZM4 215V214H3ZM8 215V214H7ZM53 215V214H52ZM97 215V214H96ZM110 215V214H109ZM113 215H114V213H113ZM84 216V215H83ZM131 216H133V215H131ZM169 216V215H168ZM184 216H185V214H184ZM56 217V216H55ZM96 217H98V216H96ZM101 218V217H100ZM120 218V217H119ZM143 219V218H142ZM144 219H146V218H144ZM17 220H18V218H17ZM47 220V219H46ZM118 220V219H117ZM116 220V221H117ZM129 220H130V218H129ZM15 221V220H14ZM104 221V220H103ZM119 221V220H118ZM120 221H122V220H120ZM92 222V221H91ZM111 222V221H110ZM112 223V222H111ZM114 223V222H113ZM134 223V222H133ZM138 223V222H137ZM164 223H166V222H164ZM86 224V223H85ZM102 224V223H101ZM155 224V223H154ZM43 225H45V224H43ZM92 225V224H91ZM161 225V224H160ZM168 226H170V224H167ZM98 226V225H97ZM64 227V226H63ZM67 227V226H66ZM71 227V226H70ZM102 227V226H101ZM161 227V226H160ZM103 229V228H102ZM163 229V228H162ZM165 229V228H164ZM20 230V229H19ZM72 230H74V229H72ZM76 230H78V228L76 229ZM75 230V231H76ZM111 230V229H110ZM109 230V231H110ZM113 231V230H112ZM163 231V230H162ZM229 231V230H228ZM46 232V231H45ZM71 232V231H70ZM89 232V231H88ZM111 232V231H110ZM65 233V232H64ZM76 233V232H75ZM90 233H92L93 234V232H90ZM63 234V233H62ZM106 234V233H105ZM104 234V235H105ZM19 235H21V234H19ZM18 235V236H19ZM34 235V234H33ZM36 235V234H35ZM43 235V234H42ZM61 236V235H60ZM97 236V235H96ZM96 236H95V238H96ZM65 237V236H64ZM91 237V236H90ZM226 237V236H225ZM40 238H41V236H40ZM17 239V238H16ZM24 239V238H23ZM22 239V240H23ZM106 239V238H105ZM61 240V239H60ZM20 241V240H19ZM58 241H59V239H58ZM57 241V242H58ZM240 241V240H239ZM7 242H9V241H7ZM60 242V241H59ZM58 242V243H59ZM128 242H132V241H128ZM61 243V242H60ZM59 243V246L61 245ZM216 243V242H215ZM53 244V243H52ZM88 245V244H87ZM106 245V244H105ZM242 245V244H241ZM39 246V245H38ZM84 246V245H83ZM121 246V245H120ZM119 246V247H120ZM140 246V245H139ZM243 246V245H242ZM36 247V246H35ZM90 247V246H89ZM210 247V246H209ZM52 248V247H51ZM91 248V247H90ZM97 248V247H96ZM137 248V247H136ZM24 249V248H23ZM40 249V248H39ZM6 250V249H5ZM16 250V249H15ZM189 250V249H188ZM9 251V250H8ZM97 251V250H96ZM241 251V250H240ZM3 252V251H2ZM5 252V251H4ZM12 252V251H11ZM18 252V251H17ZM81 252V251H80ZM85 252V251H84ZM128 252V251H127ZM22 253V252H21ZM51 253V252H50ZM131 253V252H130ZM129 253V254H130ZM182 253V252H181ZM185 253V252H184ZM25 254V253H24ZM39 254V253H38ZM89 254V253H88ZM88 254H86V256L88 255ZM128 254V255H129ZM178 254V253H177ZM180 254V253H179ZM19 256V255H18ZM29 256V255H28ZM37 256V255H36ZM42 256V255H41ZM49 256V255H48ZM123 256V255H122ZM169 256H170V254H169ZM179 256V255H178ZM247 256V255H246ZM17 257V256H16ZM39 257V256H38ZM11 258V257H10ZM9 258V259H10ZM50 258V257H49ZM162 258V257H161ZM177 258V257H176ZM8 259V258H7ZM7 259H6V261H7ZM44 259V258H43ZM170 259V258H169ZM117 260V259H116ZM250 260V259H249ZM36 261V260H35ZM241 261V260H240ZM131 262V261H130ZM6 263V262H5ZM123 263V262H122ZM201 263V262H200ZM120 264V263H119ZM235 264V263H234Z\"/></svg>",
  "mask_w": 264,
  "mask_h": 264
}]
</instances>
